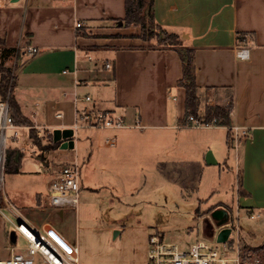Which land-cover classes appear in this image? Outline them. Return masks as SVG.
Masks as SVG:
<instances>
[{"label": "crops", "instance_id": "crops-1", "mask_svg": "<svg viewBox=\"0 0 264 264\" xmlns=\"http://www.w3.org/2000/svg\"><path fill=\"white\" fill-rule=\"evenodd\" d=\"M124 14L125 0H5L0 3V45L13 70L10 113L12 109L16 115L32 122L27 125L14 121L18 128L25 129L22 138L31 142L32 128L45 136L42 139L49 136L55 143L53 130L72 129L76 108L93 104L124 115L129 123L137 119L141 124V127L116 129L82 126L72 130V148H60L57 142L56 147L39 153L38 158L44 165H49L54 158L49 154L51 151L58 150L64 160L47 181V192L67 163L79 165V182H85L91 190L104 187L114 194L119 188L121 196L138 189L143 170L158 168L161 158L198 162L203 169L217 173L219 179L222 174L227 175L226 169L221 168L222 164L227 165L222 144L225 140L230 150L231 131L228 138V127L224 125H183L185 90L176 85L182 75L178 53L172 47L156 46L155 39L139 38V25L123 27L118 19ZM153 15L164 29L179 36L181 46L194 47L200 116L206 105L227 106L232 101V124L249 129L248 135L240 138L233 149L234 166L228 167L235 177V219L258 217L263 225L264 0H153ZM77 21L81 22L80 27H75ZM238 33L248 34L246 40L239 41ZM30 46L37 48L32 55L26 52ZM240 48L248 49L246 58L236 55ZM105 62H110L111 68H104ZM15 69L19 70L18 77ZM20 77L26 87L12 95L15 80L20 82ZM74 94L89 95L91 101H75ZM58 112L63 116L58 117ZM81 134L89 139L86 154L78 146ZM109 137L113 138V145L106 142ZM21 147L10 149L21 150ZM77 150L81 152L79 157ZM208 150L213 151L215 164L205 161ZM20 168L21 164L19 171ZM92 174H96L93 181ZM215 191L210 182L206 189L208 196L198 197L204 206L195 215L198 220L216 208L224 210L213 221L220 225L212 236L211 229L204 231L202 227L204 237L219 242L215 237L220 230L230 228V233L220 242L229 244L232 253L236 247L241 250L242 246L257 247L247 241L242 244L237 240L238 234L234 240L229 224L234 222L233 207L226 203L207 204ZM47 197L39 195L41 201ZM77 203L76 194L74 207ZM59 214L62 216V210ZM24 216L34 226L47 221L56 228L49 220L36 222ZM6 239L8 242V232Z\"/></svg>", "mask_w": 264, "mask_h": 264}, {"label": "rangeland", "instance_id": "rangeland-1", "mask_svg": "<svg viewBox=\"0 0 264 264\" xmlns=\"http://www.w3.org/2000/svg\"><path fill=\"white\" fill-rule=\"evenodd\" d=\"M94 57L95 54H91V58L96 59ZM15 74L16 77L19 76L18 69H15ZM25 87L20 77V82L15 80L11 94L16 95ZM147 130L150 131L148 128ZM24 131L25 129L21 127L8 131V145L22 146L24 151L15 148L23 153L20 171H4L0 187V257L8 256L9 251L5 249L7 232L17 221L9 210V204L36 222L43 219L51 221L64 233L69 242L77 245L79 264H147L148 236L152 233H159L163 239L177 243L180 248H186L196 239H203L220 249L221 242H216L208 236L204 237L202 221L195 216L198 209L199 213L204 209L198 197L208 196L206 189L210 182L214 184L216 191L208 198L207 204L226 203L233 207V221L239 226L237 240L242 244L243 241L256 246L264 244V224L261 225L258 217L250 219L241 216L238 220L235 219V177L228 169L229 165L234 166V146H231L233 143L230 144L232 148L230 150L227 149L225 140L222 144L228 166L222 164L221 168L226 169L224 174L227 175L224 177L222 174L221 179L217 173L203 169L198 162L180 160L172 162L167 158H161L157 164L158 168L143 170L139 178V188L128 192L127 196H121L119 188L114 194L104 187L91 190L81 181L77 192V206L59 208L52 206L48 197L47 200L41 201L39 195L48 196L45 185L64 160L59 151L55 150L49 153L54 155L49 165H44L38 155L52 148L54 143L49 136L45 140L42 139L45 136L35 133V139L31 140L34 145L22 138ZM14 132L19 136L17 141L11 139ZM81 135L78 146L86 154L89 139L86 135ZM79 153L81 152L77 150V157ZM79 161H82L81 158ZM95 175H91V181ZM60 210L63 212L62 216L59 214ZM234 222L229 223L231 228ZM232 231L236 240L235 231ZM17 243L25 244L22 236H18ZM241 248L240 251L244 254L248 252L256 254L261 264H264L261 249L254 250L253 247L246 246Z\"/></svg>", "mask_w": 264, "mask_h": 264}, {"label": "built area", "instance_id": "built-area-1", "mask_svg": "<svg viewBox=\"0 0 264 264\" xmlns=\"http://www.w3.org/2000/svg\"><path fill=\"white\" fill-rule=\"evenodd\" d=\"M2 1L5 0H0V3ZM81 25L79 21L75 23V27ZM247 50L246 48L237 49L236 55L240 58H246L248 56ZM36 51L37 48L31 46L26 50L29 55L34 54ZM103 67L111 68L110 62H105ZM63 71L68 72L67 69ZM12 79L13 70L6 62V52L0 45V187L4 176L7 152L11 148L8 145V131H14L18 128L10 113L9 94ZM74 100L91 101V97L89 95L81 97L75 95ZM57 116L62 117L63 113L58 112ZM183 125L213 126L217 125V122L215 118L205 120L203 117L188 115L185 117ZM82 126L116 129L126 126L141 127V124L137 119L133 123H129L124 115L113 110L97 108L93 104L76 108L72 130ZM229 129L231 131L232 147L236 148L240 138H245L248 135L249 129L237 124H232ZM18 138L16 132L11 136L12 141H17ZM106 142L110 145L114 144L111 137L106 138ZM78 190L79 165L77 163H67L49 185V202L52 206L59 208L74 207ZM8 207L17 219L13 224L17 237L14 245L7 242L5 249L9 253L6 257H0V264H79L77 245L68 242L50 222L45 221L38 226H34L13 205L9 204ZM250 217H253V215L250 214ZM231 229L235 231V234H238L239 227L237 224H233ZM19 235L23 237L25 244L18 245ZM260 249L264 255V247ZM146 258L147 264H261L256 254L250 252L244 254L238 247L232 253L231 247L226 242L222 243L220 249L202 240H196L187 248H180L178 244L163 239L159 233H152L148 236Z\"/></svg>", "mask_w": 264, "mask_h": 264}, {"label": "trees", "instance_id": "trees-1", "mask_svg": "<svg viewBox=\"0 0 264 264\" xmlns=\"http://www.w3.org/2000/svg\"><path fill=\"white\" fill-rule=\"evenodd\" d=\"M147 9V13L145 10ZM123 27L139 25L140 33L137 35L143 40L155 39V45L158 47H172L179 55L182 75L177 80L176 85L182 86L185 90V111L182 121L188 115L203 117L205 120L212 118L216 119L217 124L228 127V138L232 124L230 111L232 108V101L227 106L221 105H206L204 108V114H199V97L197 94V83L195 79V67H194V47L181 46L179 36L175 33L168 32L160 24H158L153 15V0H125V14L123 18H120ZM157 29V31H156ZM248 34L238 33L237 38L240 41H245ZM1 44V43H0ZM7 50V49H6ZM8 69V73H9ZM14 82L12 81V84ZM11 102V96L9 98ZM11 105V103H10ZM11 114L16 123H23L32 125V122L23 116L16 115L11 109ZM30 136L35 139V130L30 129ZM38 142V140H37ZM58 145L57 142L53 144V147ZM23 154L18 150H9L7 152L5 171L6 172H18L21 164ZM264 244L253 247V249L263 248Z\"/></svg>", "mask_w": 264, "mask_h": 264}, {"label": "water", "instance_id": "water-1", "mask_svg": "<svg viewBox=\"0 0 264 264\" xmlns=\"http://www.w3.org/2000/svg\"><path fill=\"white\" fill-rule=\"evenodd\" d=\"M16 1V0H12ZM147 13V9L145 10ZM119 24H122V21L119 20ZM72 136V129L71 128H55L53 130V141L54 142H60L59 146L60 148H72L73 147V140L70 138ZM205 161L207 164H215L217 162L216 158L214 157L212 150H208L205 154ZM221 212H224L222 208H216L210 212V214L204 218H202V227L204 231H208L211 229V235L214 234V230L217 227L216 224L213 223V221L216 219L217 215H220ZM116 231V230H115ZM230 233V228H223L220 230V232L217 234V241H223L226 238V235ZM17 233L14 228H10L8 230V243L10 245H14L16 242Z\"/></svg>", "mask_w": 264, "mask_h": 264}]
</instances>
